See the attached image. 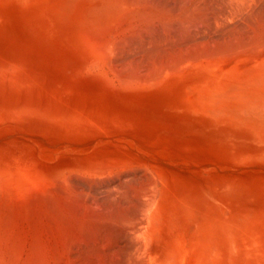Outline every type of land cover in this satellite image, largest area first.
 Instances as JSON below:
<instances>
[{"label":"rangeland","instance_id":"374dc122","mask_svg":"<svg viewBox=\"0 0 264 264\" xmlns=\"http://www.w3.org/2000/svg\"><path fill=\"white\" fill-rule=\"evenodd\" d=\"M125 1L0 0V168L13 178L29 181L50 177L60 181L58 188L68 185L71 197L74 196L70 198V219L72 216V220L83 219V224H90L87 230L85 225L67 227L72 230L75 227L76 232L82 230L83 234L85 231L93 233V236L86 233V241L79 244L68 242V245L77 243L76 248L82 253L91 245V249L85 248L84 254L81 253L80 260L77 258L80 264L87 262L84 257L89 253H100L108 233L99 228L105 225L99 219L93 223L96 219L91 218L92 224L87 220L86 210L94 195H98L97 204L109 207L112 212L130 214L131 221L146 218L142 220L145 223L140 234L130 227V238L120 237L121 246L127 242L134 247H130V262H134L133 258L136 260L133 264H195L192 260L196 256L201 260L204 257L206 264H264V114L248 110L250 104H264V81L258 79L264 60V54L259 57L264 53L260 50L264 49V44L262 47L260 44L264 42V36L260 38V33L264 34V27L260 26H264V0H242V3L237 0L241 9L232 4L235 0H189L190 4L199 5L196 18L191 17L197 19L200 12V18L204 17L195 23L190 17L193 24L190 22L191 26L185 27L178 23L183 17L174 22L177 25H161L156 20L153 26L134 19L129 13L146 7L128 6L130 0ZM160 1L150 3L156 7L149 6L159 7L157 11L151 9L156 14L160 10L167 14L169 9L175 15V10L180 9L179 3L183 2L182 7L188 2ZM247 1L252 7L255 4L254 7L247 5ZM230 3L243 15H237L240 12H234ZM126 7H133L129 8L131 12H126L132 17L130 23L126 14V20L116 19L117 15L125 13ZM99 9L105 11L99 12ZM94 10L99 13L96 15ZM106 17H111L112 22L107 20L106 23ZM132 21H136L137 26ZM254 24L261 32H257L258 28L255 30ZM110 25L115 26L116 31ZM127 25L129 31L124 28ZM138 25L144 26L142 31ZM148 25L152 27L148 29ZM168 27H174L171 33L177 27L184 28L181 32L187 37L180 38L182 33L178 28L170 36ZM104 31L108 33L105 39L101 37ZM110 35L119 38L113 43L112 55L110 50L106 52L107 45L113 42ZM250 35L259 36V47L256 37L252 43ZM246 41L251 46L249 43V48L241 49L248 44ZM115 44L118 47L115 48ZM168 56L171 60L165 59ZM184 56L189 59L184 60ZM244 57L257 59L253 58L252 63L248 58L243 61ZM172 61L175 62L169 66L172 70L163 68L166 72L162 73L161 68L157 73L161 63L167 68V62L172 64ZM176 61L179 62L176 64ZM250 62L259 68L248 73L254 69ZM151 70L159 77L153 76ZM145 71H149L147 76ZM133 72L135 76L131 77ZM102 157H105L103 161ZM64 176L69 184L63 181ZM147 177H152L151 181ZM5 180L10 182L9 177ZM163 182L168 184L163 186ZM154 190L158 192L153 203L147 195ZM71 209L78 210L75 216ZM18 227L14 228L17 235L21 234ZM92 242L98 246H95L96 252ZM54 243L51 245L55 246ZM65 252L61 246V253L65 255Z\"/></svg>","mask_w":264,"mask_h":264},{"label":"bare ground","instance_id":"6f19581e","mask_svg":"<svg viewBox=\"0 0 264 264\" xmlns=\"http://www.w3.org/2000/svg\"><path fill=\"white\" fill-rule=\"evenodd\" d=\"M103 1V0H102ZM112 1H114V0H112ZM117 0H115V2H116ZM127 1V0H126ZM125 1V2H126ZM154 1L155 0H130V2H128V6L130 5H132V6H134V5H137L135 8H138V6H139V8L141 7H143V8H145L146 7V9H144V10H139V9H136L135 11H134V13H129V12H131L130 11V9L132 8L133 9V7H126V11H125V13H122V14H124L123 16H121L122 14H119V15H117V17H116V19H119L120 18V20L122 19V18H126L127 16H125V14L126 15H128V13L129 14H131V15H133L132 17H134V19H135V17L136 18H139L140 19V21H141V19H142V22L143 21H145V22H147L149 25H152V23L155 21V23H156V20H158V24H159V21H160V23H162L161 25H163V24H165V25H177V24H174V22H176V21H178V18H185V19H183L182 18V20H180L178 23H182L181 25H179L180 27H182V26H184L185 27V25L186 26H188L189 24H190V26H191V23H192V19H194V18H192L193 16L195 17V15H197V13H198V11H199V8H198V6L196 5H193V4H190V2H189V0H188V2L186 3V4H184L182 7H181V4H183V2L182 3H179L180 4V6L179 5H177V6H179V8L180 9H178V7L176 8V9H178V11L176 12V10H175V15H173V14H171V12H170V10L168 9L166 12H170V14H169V12L167 13V14H162L161 13V11L162 10H160V11H158L157 13L159 14V12L162 14H159V15H161V17L163 16V19H160V17H159V15L158 14H156L155 12H153L151 9L152 8H155L156 6L155 5H151V6H155V7H152V8H150L151 6H150V3L152 4V3H154ZM178 1V0H177ZM184 1V0H183ZM191 1V0H190ZM194 1V0H193ZM192 1V2H193ZM196 1V0H195ZM199 1V0H198ZM204 1V0H203ZM224 1H227V0H224ZM230 1V0H229ZM228 1V2H229ZM234 0H232V2H233ZM237 0H235L234 1V3H232V4H234V6L235 7H237V9H239L238 7H240L239 6V2L240 3H242V0H238L237 2H238V4L237 3H235ZM244 1V0H243ZM250 1H252V0H250ZM250 1H247V3L246 2H244V3H246L247 5L249 4V3H251ZM101 2V1H100ZM121 2V1H120ZM159 2H161L160 0H159ZM158 2V3H159ZM163 2V1H162ZM167 2V1H166ZM165 2V3H166ZM171 2V1H170ZM181 2V1H180ZM191 2V3H192ZM249 2V3H248ZM106 3V1L104 2V4ZM119 3V2H118ZM117 3V5H119ZM121 3H123V2H121ZM127 3V2H126ZM156 3H157V0H156ZM155 3V4H156ZM174 3V2H173ZM173 3H170V4H173ZM194 3V2H193ZM198 3V2H197ZM255 3H256V1H255ZM258 3H260L259 1H258ZM161 4V3H160ZM164 4V3H163ZM231 4V3H230ZM230 5V8H232L233 7V5ZM235 4H237L238 6H236ZM252 4V3H251ZM251 4H249V6H251L252 7V5ZM253 4H254V1H253ZM257 4V3H256ZM261 4V3H260ZM127 5H125V6H127ZM166 5V4H165ZM201 5L202 4H200V8H201ZM244 5V4H243ZM242 5V6H243ZM255 5V4H254ZM254 5H253V7H254ZM99 6V5H98ZM98 6H96V7H98ZM101 6H102V3H101ZM101 6H100V8H101ZM104 6V5H103ZM102 6V7H103ZM150 6V7H149ZM161 6V5H160ZM226 6V5H225ZM228 6V5H227ZM232 6V7H231ZM248 6V7H249ZM258 6V5H257ZM109 7V6H108ZM150 8V10H148V8ZM166 7V6H165ZM165 7H162V9L163 8H165ZM204 7V6H203ZM202 7V8H203ZM207 7V6H206ZM244 7H246V5L244 6ZM251 7H250V9L249 10H251ZM252 7V8H253ZM256 7V6H255ZM114 8V7H113ZM113 8H112V12H114L113 11ZM130 8V9H129ZM142 8V9H143ZM229 8V7H228ZM247 8V7H246ZM95 9V8H94ZM158 9H159V7H158ZM158 9H156L155 8V10L157 11ZM161 9V8H160ZM240 9H241V7H240ZM242 9H244V8H242ZM96 10H97V8H96ZM96 10H94V11H96ZM105 11V9L104 10H102V9H99V12H101V11ZM108 10H111V9H108ZM129 10V11H128ZM139 10V11H138ZM164 10H166V9H164ZM171 10H173V9H171ZM208 10V9H207ZM207 10H205V11H207ZM230 10V9H229ZM232 10L235 12H240V13H237V15L239 14V15H241L243 12H241L240 10H236V9H234V7L232 8ZM231 10V14L233 13L234 15L233 16H235L236 17V14L233 12ZM245 10H247L248 11V9H245ZM118 11V10H117ZM200 11H201V9H200ZM99 12H95L96 13V15L99 13ZM106 12H108L107 11V9H106ZM111 12V11H110ZM126 12H128V13H126ZM136 12H137V14H136ZM164 12V11H163ZM173 12V11H172ZM244 12H246V11H244ZM251 13V11H248V13ZM253 12H254V10H253ZM262 12V11H261ZM94 13V14H95ZM109 13V12H108ZM222 13V12H221ZM228 12H226V14H227ZM102 13H100V15H101ZM110 14V13H109ZM117 14V13H116ZM116 14H115V16H116ZM139 14V15H138ZM246 14V13H245ZM112 15H114V14H112ZM130 15V16H131ZM173 15V16H172ZM201 12L199 13V16H198V18L197 19H199L201 16ZM243 15V14H242ZM102 16H105V15H102ZM119 16V17H118ZM125 16V17H124ZM129 16V15H128ZM129 16V17H130ZM192 16V17H191ZM220 16V15H219ZM226 16H228V15H226ZM245 16V15H244ZM113 17V16H112ZM122 17V18H121ZM132 17H130V19H129V23H130V21H131V18ZM192 19H191V18ZM204 16H202V18H203ZM225 17V16H224ZM223 17V18H224ZM229 17H231V16H229ZM228 17V18H229ZM238 17V16H237ZM237 17H236V19H237ZM242 17V16H241ZM246 17V16H245ZM101 18V17H100ZM99 18V16H98V19H100ZM107 19L105 20L106 21V23L108 22V21H110V19H111V17L110 18H108V17H106ZM114 18V17H113ZM196 18V17H195ZM202 18H200V19H202ZM220 18V17H219ZM227 18V19H228ZM247 18V17H246ZM245 18V19H246ZM96 19V18H95ZM104 19H105V17H104ZM177 19V20H176ZM197 19H194V23L196 22L195 20H197ZM205 19V18H204ZM222 19V18H221ZM232 19V18H231ZM235 19V20H236ZM252 19V18H251ZM255 19V18H254ZM257 19V18H256ZM262 19V18H261ZM264 19V18H263ZM101 20V19H100ZM103 20V19H102ZM108 20V21H107ZM115 20V19H114ZM126 20V19H125ZM137 20V19H136ZM223 20V19H222ZM239 20V22H240V19H238ZM247 20H249L248 18H247ZM260 20V19H259ZM104 21V22H105ZM199 21H202L203 22V20H199ZM233 21V20H232ZM250 21H252V20H250ZM102 22V21H101ZM110 22H112V21H110ZM132 22H135L134 24L137 26V23H136V21H132ZM131 22V23H132ZM145 22H144V24H145ZM191 22V23H190ZM208 22H210V21H208ZM237 22V21H236ZM248 22V21H247ZM254 23L256 22V24H257V21L255 20V21H253ZM259 22V21H258ZM105 23V26L106 25H108V24H106ZM114 23H117L116 22V20H115V22ZM114 23H111V24H114ZM141 23V22H140ZM224 23V22H223ZM233 23V22H232ZM241 23V22H240ZM251 23V22H250ZM94 24V23H93ZM110 24V23H109ZM118 24V23H117ZM116 24V25H117ZM138 24H139V20H138ZM157 24V25H158ZM193 24V23H192ZM199 24V23H198ZM234 24V23H233ZM256 24H254V25H256ZM261 24V21H260V23L258 24V27H259V25ZM115 25V24H114ZM129 25H131V24H129ZM133 25V24H132ZM131 25V26H132ZM142 25H143V23H142ZM145 25H147V24H145ZM149 25H148V27H149ZM156 25V24H155ZM160 25V26H161ZM196 25V24H195ZM200 25H201V23H200ZM230 25V24H229ZM253 25V24H252ZM104 26V27H105ZM111 26V25H110ZM131 26H129V27H131ZM141 25H138V27H140ZM153 26V25H152ZM152 26H150V27H152ZM189 26V27H190ZM198 26V25H197ZM231 26V25H230ZM247 26V25H246ZM260 26H262V27H264L263 26V24L262 25H260ZM114 27V29L113 30H115L116 31V27L115 26H111V28H113ZM137 27V28H138ZM143 27L144 26H142V27H140V29H141V31L143 30ZM148 27H145V28H148ZM150 27L148 28V29H150ZM155 27V26H154ZM164 27V26H163ZM162 27V28H163ZM180 27L178 28V29H180ZM194 27H196V26H194ZM194 27H192V28H194ZM233 27V26H232ZM257 25H256V29L255 30H257ZM261 27V28H262ZM107 28V27H106ZM106 28H104V29H106ZM108 28H110L109 26H108ZM108 28H107V30L106 31H108V33L109 34H111L110 32H109V30H111V28L108 30ZM123 28V27H122ZM122 28H121V30H122ZM125 29L126 28H128V25H127V27H124ZM174 27H172V28H167L169 31H170V36H171V34L173 35L174 34V32H176V30H178L177 28L175 29V31L173 32L172 31V33H171V29L172 30H174L173 29ZM231 28V27H230ZM235 28V27H234ZM260 28V29H261ZM134 29V28H133ZM166 29V31H168ZM182 29H184V28H182ZM182 29H180V31L179 32H181V30ZM189 29H191V28H189ZM188 29V30H189ZM262 29H264V28H262ZM100 30V29H99ZM120 30V31H121ZM137 30V29H136ZM146 30V29H145ZM152 30V29H151ZM165 30V29H164ZM253 30V29H252ZM114 31V33L116 34V32ZM120 31H118V33L120 32ZM128 31H129V28H128ZM132 31V30H131ZM140 31V32H141ZM148 31V30H147ZM190 31V30H189ZM232 31H234V29L232 30ZM263 31V30H262ZM105 32V31H104ZM122 32V31H121ZM127 32V31H126ZM135 32V31H134ZM136 32H139L138 30L136 31ZM135 32V36H136V33ZM250 32H252V31H250ZM257 32H261V30H259V28H258V31ZM256 32V33H257ZM108 33H106L105 32V34H103L104 36H101V37H104V39H105V37H106V35L108 34ZM114 33H113V35H114ZM117 33V34H118ZM123 33V32H122ZM121 33V34H122ZM125 33V32H124ZM129 33V32H128ZM162 33V32H161ZM165 33V32H164ZM168 33V32H167ZM182 34H180L179 35V37L180 38H183V40L187 37L185 34L183 35V33H184V31L183 32H181ZM190 33V32H189ZM237 33V32H236ZM102 34V33H101ZM127 34V33H126ZM139 34V33H138ZM142 34V33H141ZM187 34V33H186ZM234 34V33H233ZM239 34V33H238ZM238 34H236V36H238ZM254 34V33H253ZM260 34H262V35H260V38H261V36H264V34H263V32H261ZM119 35V34H118ZM125 35V34H124ZM124 35H123V37H124ZM131 35H132V33H131ZM166 35H169V34H166ZM259 35V34H258ZM100 36V35H99ZM128 36V35H127ZM133 36V35H132ZM134 36V37H135ZM190 36V35H189ZM195 36V35H194ZM251 37H252V39H250L251 41H252V43H254L253 41H254V39H255V37H256V40H255V43H256V41H257V39H259V36H257V35H255V37L253 38V36L254 35H250ZM100 37V38H101ZM110 42L111 41H113L112 42V44H108L107 45V43H108V41H107V43H106V45H107V49H106V47H105V49H106V52L108 53V51H109V54H113V52H111V51H113L114 50V46H113V43H115V42H117V40H119V38H114V37H116V36H111L110 35ZM118 37V36H117ZM121 37V36H120ZM123 37H121V38H123ZM137 37V36H136ZM169 37V36H168ZM167 36L165 37V38H168ZM232 37V36H231ZM239 37V36H238ZM109 38V36L107 37V39ZM115 39V40H112V39ZM125 38V37H124ZM240 38V37H239ZM250 38V37H249ZM129 39H132V38H129ZM129 39H127V40H129ZM174 39H176L175 38V36H174ZM190 39V38H189ZM235 39V38H234ZM238 39V38H237ZM236 39V40H237ZM101 40H103V38L101 39ZM121 40V39H120ZM124 40H126V38L124 39ZM231 40V39H230ZM233 40V39H232ZM246 40V39H245ZM244 40V41H245ZM249 40V39H248ZM121 41H123V40H121ZM121 41H120V43H121ZM175 40H173V42H174ZM186 41V40H185ZM188 41V40H187ZM194 41V40H193ZM195 41H197V40H195ZM194 41V42H195ZM220 42H221V40H219ZM234 41V40H233ZM237 41H239V40H237ZM258 41H260V40H258ZM257 41V43H256V45H258V47L260 46L259 45V42ZM119 42V41H118ZM181 42H182V40H181ZM190 42V41H189ZM188 42V43H189ZM212 42H214V41H212ZM223 42V41H222ZM247 42V41H246ZM246 42L244 43V44H246ZM180 43V42H179ZM185 43H187V42H185ZM191 43L192 42H190L189 44L191 45ZM238 43V42H237ZM248 44L247 45H245V47H243V48H241L239 45H241V44H243V42L240 44V43H238L239 45H237V47H240L241 49H244V48H246V47H248L249 48V43L250 42H247ZM117 44V43H116ZM115 44V45H116ZM126 44V43H125ZM181 44V43H180ZM212 44V43H211ZM220 44V43H219ZM224 44V43H223ZM233 44V43H232ZM243 44V45H244ZM261 47L263 46L262 44H264V42H263V40L261 41ZM109 45H110V47H111V49H110V47H109ZM200 45V44H199ZM216 45H217V43H216ZM221 45V44H220ZM235 45H236V43H235ZM255 45V44H254ZM104 46H105V44H104ZM113 46V47H112ZM198 46V44L195 46L194 45V47H197ZM202 46V45H201ZM200 46V47H201ZM234 46V45H233ZM250 46H251V43H250ZM109 47V48H108ZM116 47H118L117 45L115 46V48ZM193 47V46H192ZM236 47V48H237ZM258 47H255V49L256 50H258ZM260 47V48H261ZM223 48V47H222ZM232 48H234V47H232ZM253 48H254V46H253ZM259 48V49H260ZM104 49V50H105ZM113 49V50H112ZM252 49V48H251ZM255 49H252V51H254L253 53H255ZM203 50V49H202ZM223 50H225V49H223ZM260 50H264V49H260ZM176 51V50H175ZM183 51V50H182ZM190 51H193V50H190ZM194 51H197V52H201V51H198V50H194ZM241 51V50H240ZM239 51V52H240ZM243 51V50H242ZM245 51V50H244ZM116 51H114V53H115ZM180 52V51H179ZM183 52H185V51H183ZM187 52V51H186ZM204 53H206V52H208L207 51V49H206V52L205 51H203ZM233 52V51H232ZM247 52V51H246ZM251 52V51H250ZM261 53L262 51H258V53ZM194 53V52H193ZM192 53V54H193ZM220 53V52H219ZM224 53V52H223ZM235 53V52H234ZM256 53H257V51H256ZM259 53V54H260ZM170 54V53H169ZM176 54H178V52L176 53ZM184 54V53H183ZM186 54V53H185ZM184 54V55H185ZM192 54H191V56H192ZM195 54V53H194ZM197 54V53H196ZM203 55V53L201 52L200 53V55ZM230 54H231V52H230ZM229 54V55H230ZM258 54V55H259ZM262 54H264L263 52L259 55V57H261L262 56ZM180 55V54H179ZM187 55V54H186ZM190 55V53L188 54V56ZM232 55V54H231ZM107 56V55H106ZM108 56H110V55H108ZM170 56H173V54H170ZM178 56V55H177ZM196 56V55H195ZM194 55L192 56V57H195ZM197 56H199V55H197ZM203 56H205V55H203ZM207 56H208V53H207ZM246 56V55H245ZM248 56V55H247ZM256 56V55H255ZM173 57H175V55L173 56ZM184 57H186V56H184ZM201 57V56H200ZM206 57V56H205ZM257 57V56H256ZM255 57V58H256ZM110 58H111V56H110ZM168 59L169 58V56L168 57H165V59ZM179 58H181V57H179ZM183 58V57H182ZM181 58V59H182ZM198 58V57H197ZM248 58V57H247ZM247 58H242L243 59V61H244V59H246L245 61H247ZM250 58H251V55H250ZM250 58H248V61L250 60H252L253 61V58L254 57H252V59H250ZM254 58V59H255ZM162 59V58H161ZM164 59V60H165ZM170 59V58H169ZM176 59V58H175ZM184 60H186V59H189V57L187 58H183ZM182 59V60H183ZM190 59L192 60V59H194V58H191L190 57ZM196 59V58H195ZM257 59V58H256ZM255 59V60H256ZM163 60V59H162ZM171 60V59H170ZM178 60H180V59H178ZM260 59L258 58V61H259ZM174 61V60H173ZM173 61H172V64H168V62H167V65H168V67L167 68H165V66H162V63H164L163 61H160V62H162L161 63V67L158 69V71L155 69V67L153 68V70H156L157 71V73H159V70L162 68V73H164V72H166V70H163V68L164 69H167V70H169V69H171V68H173V67H170L169 68V66H173L174 64H175V62L173 63ZM258 61H255V63H257ZM179 61H176V64L178 63ZM181 62H183V61H181ZM180 62V63H181ZM171 63V62H170ZM251 63V62H250ZM252 63H254V61L252 62ZM252 63H251V65H252ZM156 64V63H155ZM152 65V64H151ZM158 65V64H157ZM166 65V64H165ZM166 65V66H167ZM250 64H246V66H249ZM258 65V64H257ZM176 66V65H175ZM174 66V67H175ZM246 66L244 67L245 69H246ZM252 66H254V69H251V68H249V69H251V70H248L247 72L249 73V71H255V69H256V67H258V66H256L255 67V64L254 65H252ZM251 66V67H252ZM116 67V66H115ZM242 67V69H244ZM261 68L260 69H262V67H263V70H262V73H261V75L258 77V79L260 80V81H264V60H263V62H262V66H260ZM253 68V67H252ZM259 68V67H258ZM147 69V68H146ZM151 69V67H149V70ZM139 70V69H138ZM172 70V69H171ZM239 70V69H238ZM241 70V69H240ZM133 71V70H132ZM142 71V70H141ZM224 71V70H223ZM242 71V70H241ZM127 72V71H126ZM125 72V73H126ZM128 72H130V71H128ZM136 72V71H135ZM144 72V71H143ZM146 72V76H147V73H149V71H145ZM240 72V71H239ZM238 72V73H239ZM125 73L123 72V74L125 75ZM132 73V72H131ZM141 73V72H140ZM151 73H153V76H155L157 73H154L152 70H151ZM151 73L150 74H148V75H150V76H148V77H150L151 78ZM161 73V72H160ZM242 73H246V72H243L242 71ZM241 73V74H242ZM128 74V73H127ZM133 74H134V72H133ZM161 75V74H160ZM230 75V74H229ZM228 75V76H229ZM132 76H135V74L134 75H131V77ZM137 76H140L139 74L137 75ZM153 76H152V78H153ZM156 76H158V75H156ZM155 76V77H156ZM234 76V75H233ZM236 76V75H235ZM244 76V75H243ZM121 77V76H120ZM122 77H123V75H122ZM122 77H121V79H122ZM125 77H126V75H125ZM130 77V76H129ZM130 77V78H131ZM159 77V76H158ZM232 77V76H231ZM240 77V76H239ZM238 77V78H239ZM115 78H117V77H115ZM134 78V77H133ZM136 78V77H135ZM135 78H134V81H135ZM139 78V77H138ZM230 78V77H229ZM228 78V79H229ZM247 78V77H246ZM125 79V78H124ZM127 79H129V78H127ZM141 79H143L142 77H141ZM145 79V78H144ZM149 79V78H148ZM154 79V78H153ZM249 79V78H248ZM131 80V79H130ZM133 80V79H132ZM138 80V79H137ZM136 80V81H137ZM152 80V79H151ZM223 80V79H222ZM246 80V79H245ZM124 81H126V79L124 80ZM153 81V80H152ZM227 81V80H226ZM144 82H145V80H144ZM228 82V81H227ZM233 83V82H232ZM235 83V82H234ZM243 84H244V82H242ZM229 84V83H228ZM236 85V84H235ZM214 86V85H213ZM230 86V85H229ZM228 86V87H229ZM232 86H234V85H232ZM239 87V86H238ZM213 88V87H212ZM233 88H235V87H233ZM241 88V87H240ZM226 90H230V89H232V87L230 86V89H227V88H225ZM225 89H223V91L225 90ZM212 92V91H211ZM209 93V92H208ZM219 93V92H218ZM225 94L227 93V92H224ZM224 93H223V95H224ZM245 93V92H244ZM236 94V93H235ZM235 94H233V95H235ZM200 95V94H199ZM219 95H222V92L219 94ZM239 95V94H238ZM246 95V94H245ZM229 96V95H228ZM237 96V95H236ZM240 96V95H239ZM200 97V96H199ZM198 97V98H199ZM203 97V96H202ZM212 97V96H211ZM222 97V96H221ZM204 98V97H203ZM214 99L216 98V97H213ZM218 98H220V96H218ZM230 98V97H229ZM207 99V98H206ZM217 100H219V99H217ZM226 100V99H225ZM215 104H217L216 102H215ZM93 105V104H92ZM96 105H97V103H96ZM245 106H247V105H245ZM222 109V108H221ZM220 109V110H221ZM210 110V109H209ZM223 110V109H222ZM248 110H250V111H252V112H255V111H257V112H259L260 114H264V104L263 105H257V106H253V105H251L250 104V106L248 107ZM247 110V111H248ZM215 111H217V110H215ZM219 111V110H218ZM210 112V111H209ZM240 112V110L238 111V113ZM252 112H251V114H252ZM80 113V112H79ZM108 113V112H107ZM250 113V112H249ZM248 113V114H249ZM105 114V113H104ZM110 114V112L108 113V115ZM240 114V113H239ZM259 114V115H260ZM111 115V114H110ZM113 115V114H112ZM244 115V114H243ZM250 115V114H249ZM76 116H77V114H76ZM115 116V115H114ZM264 116V115H263ZM92 117V116H91ZM106 117V116H105ZM119 117V116H118ZM246 117V116H245ZM110 118H112V117H110ZM247 118V117H246ZM2 120V119H1ZM18 120V119H17ZM94 120V119H93ZM111 120V119H110ZM89 121V120H88ZM242 121V120H241ZM104 122V121H103ZM106 122V121H105ZM246 123V122H245ZM246 125H250V124H246ZM258 129V128H257ZM259 130V129H258ZM246 131V130H245ZM262 131V130H261ZM105 152V151H104ZM100 153V152H99ZM108 153H110V152H108ZM91 155V154H90ZM100 155V154H99ZM114 155L116 156V154H115V152H114ZM106 156H107V154H106ZM118 157H119V155H117ZM36 157V156H35ZM123 157V156H122ZM100 158V157H99ZM104 158L105 157H102L101 159H102V161L104 160ZM116 158V157H115ZM118 159V158H117ZM120 160H121V158H119ZM118 159V160H119ZM123 159V158H122ZM39 160V159H38ZM106 160V159H105ZM40 161V160H39ZM97 162V161H96ZM101 162V161H100ZM39 163V162H38ZM97 163H99V162H97ZM104 163V162H103ZM41 164V163H40ZM42 165V164H41ZM101 165H102V163H101ZM104 166V165H103ZM107 166V165H106ZM44 168V167H43ZM101 168V167H100ZM104 168V167H103ZM107 168H108V166H107ZM112 168H114V167H112ZM111 168V169H112ZM12 170L13 169H11V172H12ZM105 170H107V169H105ZM108 171V170H107ZM9 173V172H8ZM12 174V173H11ZM154 176V175H153ZM152 176V177H153ZM157 176V175H156ZM5 177H9V181L10 182H7L6 180H5ZM68 177V176H67ZM93 177V176H92ZM150 177V176H149ZM149 177H147V179L149 178ZM151 177V178H152ZM163 177V176H162ZM42 178V179H41ZM41 178H33V179H31V180H29V181H27V180H24V179H20V178H13L10 174L8 175V174H6V173H4V170L2 171V169L0 168V264H52V262L54 263V264H70V263H72V264H80L79 262H78V260H77V258L80 260V256L82 255V254H84V252H85V248H90L91 247V243L89 244L90 245V247L88 246V245H86V243L84 244V245H86V246H88V247H85L84 249H83V253H82V251H80V249L79 248H76V246H78L77 245V243L79 242V241H81V242H83L84 240L86 241V239H85V234L87 233V231H85L86 233L85 234H83V232H81L82 230H78L77 232L76 231H73L74 229H75V227L73 228V230L72 229H70V227L68 228L67 227V225H69V226H71V225H73V226H84L85 224H83V219H80L79 221H75V220H72V219H74L72 216H71V218L72 219H70V214H69V212L68 211H70V198H74V196H72L71 197V192L68 190L69 189V187H68V185L67 186H65V185H63V187H61V188H58V184H59V180H57V179H55V181H53V178H50V177H41ZM151 178H149L148 180H150L151 181ZM156 178V177H155ZM154 178V179H155ZM8 179V178H7ZM161 179V178H160ZM61 181H62V179H60ZM66 180V176H64V178H63V181H65ZM68 180L69 179H67L66 181L68 182ZM158 180V179H157ZM163 180V179H162ZM162 180H160V182L162 181ZM63 181H62V184H64L63 183ZM65 181V184L67 183ZM155 181H156V179H155ZM155 181H154V184H156L155 183ZM149 183H151V182H149ZM153 183V182H152ZM67 184H69V183H67ZM165 184L167 185L168 183H166L165 182ZM164 184V182H163V186L165 185ZM165 185V186H166ZM70 186V185H69ZM151 186H152V184H151ZM157 187H158V185H156ZM32 187V188H31ZM155 187V186H154ZM60 189V190H58V189ZM154 189H157V188H154ZM159 189V188H158ZM172 189V188H171ZM70 190H71V188H70ZM73 192V191H72ZM158 192V191H157ZM156 192V193H157ZM75 194H76V192H74ZM95 193V192H94ZM143 193V192H142ZM148 193V192H147ZM147 193H145V194H147ZM155 193V190H154V192H152V194L150 193V195H147V196H149L150 198H148L149 200L150 199H152V200H150V201H152L153 203H154V201H155V198H156V196H157V194ZM78 194V193H77ZM76 194V195H77ZM90 194H92V193H90ZM139 194V193H138ZM75 195V196H76ZM93 195V194H92ZM91 195V196H92ZM79 196H80V194H79ZM88 196H90V195H88ZM94 196H96V197H98V195H94ZM144 196V195H143ZM78 197V196H77ZM77 197H76V200H77ZM95 197V198H96ZM95 198L93 199L92 198V200L89 202V206H88V204L87 205H85L87 208H85V209H87L86 211H88V213H87V215L89 216H87L86 215V217H88V219L87 220H90L91 221V218L92 219H96V221H93V223L94 222H97V220L98 221H101V223L103 224H105V225H101V227H99V228H101L102 230L101 231H103V233H105L106 231H108V233H107V235H105V240H103V245H101V249L102 250H100L98 253L99 254H95V253H93V254H90L89 253V255H86L85 257H84V255L82 256V257H84L85 259H84V261H87L85 264H130V263H132V262H130V247H132V245L130 246V244L128 243L127 244V242H126V244L124 245V246H121L122 244L119 242L121 239H120V237L121 236H123V235H125V236H130V227H132L133 228V230H135V231H137L138 232V234H140L139 233V230H140V228L142 229V223H143V219H144V217H143V219L141 218H138L137 220H135V221H131V219H130V214H119V213H116V212H112L110 209H109V207H106V206H101V204L99 205V204H97L98 202H97V199L95 200ZM139 198H140V196H139ZM89 199V198H88ZM147 199V200H148ZM72 200V199H71ZM154 200V201H153ZM79 201V200H78ZM87 201H89V200H87ZM73 202H75V201H73ZM97 202V203H96ZM104 202V201H103ZM76 203H78V202H76ZM149 203V202H148ZM151 203V202H150ZM152 203V204H153ZM81 204V203H80ZM80 204H77V205H80ZM86 204V203H85ZM105 204H106V202H105ZM148 205H150V204H148ZM109 206V205H108ZM73 207H75V205H74V203H73V206H72V208ZM77 207V206H76ZM77 208H79L80 209V207H77ZM112 208V207H111ZM148 208H149V206H147L146 207V209L148 210ZM84 209V208H83ZM73 209H71V211H72ZM75 210V209H74ZM82 210V209H81ZM78 211V210H77ZM77 211H72L71 212V214L73 213V216H75L74 215V212H77ZM83 211V210H82ZM79 212H80V210H79ZM84 212H85V210H84ZM81 215H83V213L81 212L80 213ZM85 215V214H84ZM76 216H78V213H76ZM136 218L137 217H139V216H135ZM148 217V216H147ZM133 219V218H132ZM146 219V218H145ZM145 219H144V221H145ZM130 221H131V223L133 224H130ZM150 222V221H149ZM145 223V222H144ZM144 223H143V225H144ZM90 224V222L88 223L87 222V225H85V227L86 226H88ZM91 224H92V221H91ZM15 225V226H14ZM17 225V226H16ZM96 225V224H95ZM98 225V224H97ZM100 225V224H99ZM98 225V226H99ZM131 225V226H130ZM19 226V227H18ZM72 226V227H73ZM16 227H18V228H20L21 227V229H18V230H20V232H21V234H19L18 233V235L15 233V231H14V228H16ZM93 227H95V226H93ZM84 228V227H83ZM92 228V227H91ZM17 229V228H16ZM90 229V228H89ZM94 229H96V228H94ZM18 230H16V231H18ZM84 230H85V228H84ZM86 230H87V227H86ZM99 231V230H98ZM100 231V232H101ZM142 231V230H141ZM75 232V233H74ZM94 232H95V230H94ZM97 232V231H96ZM95 232V233H96ZM133 232V231H132ZM131 232V233H132ZM157 232V231H156ZM82 233V234H81ZM102 233V232H101ZM101 233H100V236H101ZM142 233V232H141ZM81 234V236H79ZM93 234V233H92ZM90 235V233L88 234L87 233V235H90V236H93V235ZM98 234V233H97ZM132 234H134V233H132ZM136 234V233H135ZM100 236L98 235V238H100ZM134 236V235H133ZM143 236V235H142ZM149 236V235H148ZM95 237H97L96 236V234H95ZM101 237H103V236H101ZM132 237V236H131ZM136 237H138V236H136ZM84 238V239H83ZM89 238V237H88ZM92 238V237H91ZM122 238V237H121ZM130 238V237H129ZM139 238V237H138ZM141 238H143V237H141ZM148 239H150V238H148ZM247 239V238H246ZM55 241V243H56V245L55 246H52L51 244H53V243H51L52 241ZM91 240V239H90ZM132 240V239H131ZM136 241H137V239H135ZM147 240V239H146ZM145 240V241H146ZM243 240H245V238L243 239ZM73 241H75V242H77V243H71L70 245H68L70 242H73ZM87 241H89V240H87ZM92 241V240H91ZM90 241V242H91ZM98 241H99V239H98ZM133 241V240H132ZM144 241V240H143ZM149 241V240H148ZM69 242V243H68ZM94 242V241H93ZM92 242V243H93ZM100 242H101V240H100ZM99 242V243H100ZM122 242V241H121ZM129 242H131V241H129ZM135 242V241H134ZM140 242V241H139ZM138 242V243H139ZM150 242V241H149ZM149 242H146V243H148L147 245H149ZM241 242V241H240ZM243 242V241H242ZM54 243V244H55ZM89 242H87V244H88ZM96 243V242H95ZM95 243H93L94 244V247L96 246L95 245ZM123 244H124V242H122ZM137 242H135V244H136ZM145 243V242H144ZM145 243V244H146ZM256 243V242H255ZM258 243V242H257ZM256 243V244H257ZM79 244V243H78ZM92 244V245H93ZM101 244V243H100ZM121 244V245H120ZM145 244H143V245H145ZM214 244V243H213ZM255 244V245H256ZM259 244V243H258ZM80 245H81V243H80ZM134 245V244H133ZM203 245V244H202ZM61 246L63 247V249H65V255L63 254L64 252H63V250H62V252L63 253H61ZM141 246V245H140ZM213 246V245H212ZM80 247V246H79ZM94 247H93V249H94ZM96 247H98V246H96ZM95 247V248H96ZM135 247H136V245H135ZM138 247V246H137ZM205 247V246H204ZM243 247H245V245L243 246ZM243 247H241V249L243 248ZM99 248V249H100ZM132 248H134V247H132ZM131 248V249H132ZM140 248V247H139ZM213 248V247H212ZM67 249V250H66ZM91 249V248H90ZM92 249V250H93ZM138 248H136V250H137ZM203 249V248H202ZM247 249V248H246ZM257 249V248H256ZM96 250H98V248H96L94 251L96 252ZM134 250V249H133ZM140 250H141V248H140ZM87 251H88V249H87ZM211 251H213V250H211ZM90 252V251H89ZM93 252V251H92ZM91 252V253H92ZM193 252H195V251H193ZM198 252V251H197ZM208 252V251H207ZM257 252V251H256ZM255 252V253H256ZM67 253V254H66ZM82 253V254H81ZM88 253V252H87ZM145 253V252H144ZM143 253V254H144ZM258 253V252H257ZM262 254H263V252H261ZM198 253H196L195 254V256L197 255ZM67 255V256H66ZM132 255V254H131ZM258 255V254H257ZM99 256V257H98ZM143 256V255H142ZM210 256V255H209ZM213 256V255H212ZM211 256V257H212ZM137 257V256H136ZM135 257V258H136ZM140 258H141V256H139ZM210 257V258H211ZM140 258H139V260H140ZM198 258V256H196V259ZM192 260V261H196V263L198 264H201V263H203V264H206L207 262L205 261V259H204V257H202V260L201 259H199L198 261L199 262H197V260ZM212 259V258H211ZM132 260H134V262L136 261L134 258L132 259ZM144 260H146V259H144ZM67 261H69L70 263H68ZM138 261V260H137ZM142 261V260H141ZM201 261V262H200ZM78 262V263H77ZM81 263H83V261L81 260L80 261ZM133 262V263H134ZM144 262V261H143ZM193 262V263H194ZM206 262V263H205ZM259 262V261H258ZM132 263V264H133ZM140 263V262H139ZM146 263V262H145ZM195 263V264H196ZM137 264H138V262H137Z\"/></svg>","mask_w":264,"mask_h":264}]
</instances>
